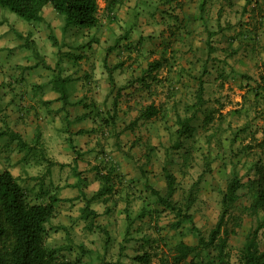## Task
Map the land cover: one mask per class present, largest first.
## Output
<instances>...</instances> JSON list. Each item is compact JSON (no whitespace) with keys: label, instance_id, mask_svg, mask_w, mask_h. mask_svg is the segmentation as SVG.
<instances>
[{"label":"rangeland","instance_id":"1","mask_svg":"<svg viewBox=\"0 0 264 264\" xmlns=\"http://www.w3.org/2000/svg\"><path fill=\"white\" fill-rule=\"evenodd\" d=\"M157 1L158 6L152 2L146 6L149 13L157 11L163 18L160 20L157 16V22L148 24L143 37L124 38L118 23L108 24L106 7L98 2L95 28L68 26L67 33L76 39L72 43L68 39L65 44L70 45L69 51L63 40L64 50L58 52L57 44L53 45L48 38L38 44L39 50L49 55L45 56L46 60L39 57V62L51 66L53 59L49 58L56 56L61 65L58 67L56 63L47 74L50 79L63 77L67 82H75V90H84L83 95L95 98H98V85L107 90L108 82L113 84L104 101L102 124L94 129L102 132L94 148L104 151L105 161L109 158L108 162L113 160L119 164L120 159L124 170L119 171V176L109 177L111 185L108 186L113 191L107 201L92 199L91 209L100 213L88 225L89 229L86 225L72 233L61 234L50 228L44 236V245L57 249L61 248L57 247L61 242L69 241L70 249L61 254L71 260L79 258L82 264H137L136 258L143 255L148 259L147 264H173L176 245L196 247L197 233L207 238L214 229L228 184L236 177L239 183L228 221L234 233L228 240L227 253L229 262L237 263L246 237L263 224L264 217L254 207L261 176L255 171L257 161L264 167V99L254 101L252 94L243 95L246 82L249 87L259 82L264 89V52L256 65L258 69H253L256 79L251 77V70L243 74L231 71L230 75L229 69L243 54L251 53L247 50L250 43H240L239 37L255 34L259 46L264 44V2L256 9L260 10L259 19H245L243 15L244 18L239 19L230 16L227 22L191 20L189 23L183 18L188 15V8L184 7L186 0ZM240 11L238 7L237 14ZM13 18L27 25L8 9L0 8V39L9 34L7 30ZM58 18L64 20L62 16ZM15 33L13 41L19 40L20 48L32 45L29 35L23 33L21 38ZM10 58L14 60V54L8 52L6 59ZM161 58L167 60L164 68L153 72V77L143 75L150 62ZM15 61L18 62L15 68L25 66V56H17ZM107 64L121 68V74L114 76V69L109 71ZM141 76L143 81H139ZM199 82L203 87L200 106L196 96ZM60 88L61 83H58L57 89ZM77 94L80 96V92ZM150 104L159 113L149 121L140 120L139 113ZM97 120L98 114L91 125L98 126L95 125ZM188 121L187 130L182 133L181 126ZM61 124L63 133L53 134L57 143H62L61 147L66 149L75 139L70 131L74 123L66 120ZM94 162L99 176H104L109 168ZM125 172L129 176L127 191ZM166 173L173 178L175 191L171 204L178 212L165 209L149 191L154 188L165 197ZM42 179L40 187L49 185L42 183ZM76 180L79 184L85 182L78 176ZM79 205L75 201L73 210ZM12 240L10 232L0 239L1 258L7 259ZM258 247L264 250V226L258 233ZM207 262L210 261L204 252L198 251L181 264Z\"/></svg>","mask_w":264,"mask_h":264},{"label":"crops","instance_id":"2","mask_svg":"<svg viewBox=\"0 0 264 264\" xmlns=\"http://www.w3.org/2000/svg\"><path fill=\"white\" fill-rule=\"evenodd\" d=\"M99 2L106 7L104 1ZM149 2L156 3L158 6L157 0H115L111 11L106 9L107 18L105 19L109 25L118 23L117 25L122 28L124 38L129 35L143 37L146 35L144 33H146L148 24L157 22V16L160 20L163 18L162 14L160 15L157 11L149 13L146 6ZM260 2H264V0H186L184 7L188 8V15H184L183 18L184 22L189 23H192L191 20L199 23L203 21L217 22L219 20L227 22V18L230 16H236L238 19L244 18V16L245 19H259L260 10L256 9L260 7ZM238 7L241 11L237 14L236 9ZM245 7L248 8L246 11L243 10ZM52 11V7L49 4L46 5L42 10V20L40 22H27L26 26L13 18V23H10L7 30L9 34L5 39H0V172H9L32 204H45L54 198L56 200L55 213L47 226V230L51 228L54 233L57 231V233L65 234L72 233L73 230H78L80 227L83 229L91 223L89 222L90 219L81 218L84 200L79 195L76 176L85 180L81 186L85 198L89 200V209L97 214L92 220L94 222L100 212L94 208L91 209L92 199H102L105 202L107 201L105 199H109V194L113 191L109 192L102 189L111 185L110 179L108 184L104 186L105 182L94 168V161L109 168L107 173L110 174L108 176L110 178L121 175L119 171L124 170L120 159L118 160L119 164L116 160L117 163L113 160L108 162L109 158H106L105 161V158L102 157L104 151L94 148L96 143L101 140L102 135V132L97 133L94 129H99L102 124L101 116L102 113H105L104 101L113 84L108 82L109 91L108 89L105 90V86L98 85V98H95L94 96L83 95L84 90H75V82H65L67 97L64 105L57 89L58 78L52 80L47 75L56 66V52H53L55 57L49 58L53 59L51 66L42 61L39 62V57H44V60H46L45 56L49 57L48 54L38 48V44L43 38L50 40H52L51 37L54 38L57 46H61V40H63L65 49L70 46L68 44L67 47L65 46L68 39L71 43L75 39L74 36L71 37L73 34L67 33L68 27L65 31L63 30L64 20L58 18L60 15L57 14L58 16H56ZM55 21L58 23L53 25ZM14 33L15 36L17 34L22 37L24 36L23 33L29 35V39H32L30 41H33L32 45L20 48L21 42L19 40L13 41ZM255 36V34L253 37L244 34L239 37L240 43H250L247 50L252 54L246 52L243 54L244 57H240L242 59H239V62H234L235 60L232 59V63L234 62L235 65L229 69L230 75H232L231 71L243 74L245 71L251 70V77H253V69H258L256 65L261 60V52H264V44L259 46V39ZM61 47L60 51H63L64 48ZM19 50L23 53H20ZM8 52L10 55L14 54V60H11L13 56L10 58L11 61L6 59ZM17 56H25V66L21 69L15 68V63H18L15 61ZM106 67L110 71L115 67V64L111 66L107 64ZM120 69H114L113 75L121 74ZM253 79L256 78L253 77ZM117 81L119 80L117 79ZM205 83L206 81L203 84ZM248 83L244 84L245 92L243 95L252 94L251 97L255 101V94L264 92V89L259 82L253 87H249ZM116 84L119 87L118 82ZM34 88L39 90L34 92ZM77 92H80V96ZM95 110L97 111L96 114L99 115V120L95 121V125L98 126H92L96 115L93 114ZM66 120L69 123H74V128L70 131L72 132L71 136L75 139L72 145L68 147L69 149H63L62 143H57L58 140H55L53 134L56 132L63 133L61 122ZM123 164L127 165V161H124ZM120 166L121 168L118 170ZM91 168L93 171H90ZM81 172L83 173L80 174ZM124 175L126 177L124 185L127 191L129 176L126 172ZM41 178H43L42 183L49 185L40 187ZM75 201L80 204L76 211L73 210ZM93 225L97 224L93 223ZM57 247L66 251L70 249V243L63 241Z\"/></svg>","mask_w":264,"mask_h":264},{"label":"trees","instance_id":"3","mask_svg":"<svg viewBox=\"0 0 264 264\" xmlns=\"http://www.w3.org/2000/svg\"><path fill=\"white\" fill-rule=\"evenodd\" d=\"M104 1L106 3L107 11H111L114 7L115 0H0V8H6L14 13L18 18L25 22H40L42 20V10L46 5H50L53 11L64 18L63 30L68 26H74L77 29H93L98 25L97 12L99 9L98 2ZM22 38L21 35H18ZM53 45L57 42L52 38ZM30 47V45H26ZM61 46H57V52ZM35 52V50H34ZM59 65V62H57ZM167 65V60L161 58L150 62L143 75L152 76L153 72H157ZM112 69H117L115 66ZM112 69L110 70L112 72ZM153 77V76H152ZM57 80L61 83L58 92L60 99L66 104L67 97L65 90V82L67 80L63 77ZM65 79V80H64ZM152 78L151 80H154ZM263 79V78H261ZM264 80V79H263ZM139 81H143L142 76ZM69 82V80H68ZM112 91V89H111ZM197 91V105L202 104L203 87L201 82ZM264 93V92H262ZM264 95V94H262ZM260 93H256V101L258 98H263ZM114 113V112H113ZM159 113V110L154 105L150 104L139 113V119L149 121ZM115 114V113H114ZM113 114V115H114ZM111 115V117H113ZM110 117V118H111ZM188 122H183L181 129L185 133L188 127ZM261 175L258 179L256 187V201L254 207L258 208L264 214V167L260 161L256 163V169ZM110 174L102 176L105 182L104 186L108 184ZM166 179V194L165 197L154 188H150L152 196L165 209L178 212V209L171 204V197L174 194L175 188L173 178L169 174H165ZM238 180L236 177L228 184L226 193L223 198V206L220 212L218 221L214 229L209 233L207 238H204L197 233V246L191 247L185 244H178L173 251V264H181L189 255L196 254L202 251L205 257L210 262L215 264H232L229 262L227 246L228 240L234 233V228L229 227V211L235 199V192L238 188ZM79 195L84 200V206L81 210L82 219H90L91 222L97 214L89 209V200L85 198V194L81 184L78 182ZM104 191L111 192L108 186ZM92 199V198H91ZM55 202L52 198L45 204H32L26 197L23 189L19 186L16 180L7 171L0 172V239H2L7 232L12 236V246L9 250L7 259L0 257V264H82V260L74 258L73 260L66 258L60 248H48L44 245V236L47 232V226L55 213ZM264 226L260 224L254 229L245 239L241 257L237 263L233 264H264V250L260 251L258 247V233ZM200 248V249H199ZM214 252V255L211 254ZM137 264H147L148 259L143 255L136 258ZM210 262H207L208 264ZM108 264V263H105ZM116 264V263H113Z\"/></svg>","mask_w":264,"mask_h":264}]
</instances>
